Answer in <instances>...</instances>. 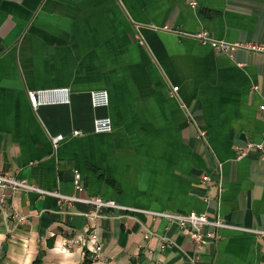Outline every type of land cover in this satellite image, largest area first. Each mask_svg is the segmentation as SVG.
<instances>
[{
    "label": "crops",
    "instance_id": "crops-1",
    "mask_svg": "<svg viewBox=\"0 0 264 264\" xmlns=\"http://www.w3.org/2000/svg\"><path fill=\"white\" fill-rule=\"evenodd\" d=\"M203 30L264 44V0H0V172L238 228L198 248L163 217L94 216L85 202L19 192L0 206V264H33L42 252L41 264H264V236L248 231L264 229V160L255 149L238 157L264 142V54L219 52L190 36ZM94 92H107V105L93 104ZM96 118L112 130L94 132ZM89 230L103 242L98 262L89 245L64 249Z\"/></svg>",
    "mask_w": 264,
    "mask_h": 264
},
{
    "label": "built area",
    "instance_id": "built-area-1",
    "mask_svg": "<svg viewBox=\"0 0 264 264\" xmlns=\"http://www.w3.org/2000/svg\"><path fill=\"white\" fill-rule=\"evenodd\" d=\"M189 5L193 8H197L199 6V0H188ZM192 38H195L203 43H210L213 48H215L219 52L231 53L236 51L237 49H244L247 51H255L264 54V44H260L257 42H237L236 44L228 43L224 40H216L210 36L209 31L203 30L199 32H195L190 35ZM44 94V91H31L29 94L31 105L35 108L41 104V97ZM93 104L96 106L99 105H107L108 102V94L107 92H94L93 93ZM260 110L264 113V104L261 105ZM113 128L112 120L96 118L94 123V132L97 133H109ZM74 135H81L80 132H73ZM65 139V136L60 134L53 137L52 142L54 147H58V145ZM257 150L260 157L264 160V142L262 143H250L246 146L242 147L240 153L238 155L239 159L246 156L250 151ZM74 185L76 190L82 189V177L78 171L74 172ZM203 182L209 183L210 177L208 175L203 176ZM19 192H30L36 193L39 196H52L57 197L59 203L67 207H72L74 202H85L94 207V211L92 215H98V213L102 209H116L121 211H130V212H144L147 214H151L156 217H163L169 221H172L178 225L183 234L187 235L191 241L198 248L202 246V243L205 239L210 238L214 239L219 235V231L222 229H238L237 227L226 223L221 218L210 219L205 213H195L191 212L188 214H178L174 212H149L145 210H139L134 207L124 206L119 204L114 199H105L103 197L97 196L88 199H79L75 195H65L57 190L50 191L46 190L42 187H38L37 185L31 183L29 180L18 179L12 173H4L0 172V206L6 207L7 203L10 201L11 197ZM14 217L18 219V222L25 220L24 217H21L19 214L14 213ZM254 234H258L264 236V229H256V230H248ZM145 238L148 239L150 237L156 236L154 232L146 229ZM172 241L167 237L163 238V248L171 247ZM89 245L92 248L91 253V261L98 262L103 258L104 248L103 242L100 235L95 230H89L84 232H77L74 236H71L66 240L65 247L66 251H69L71 248H83Z\"/></svg>",
    "mask_w": 264,
    "mask_h": 264
},
{
    "label": "trees",
    "instance_id": "trees-1",
    "mask_svg": "<svg viewBox=\"0 0 264 264\" xmlns=\"http://www.w3.org/2000/svg\"><path fill=\"white\" fill-rule=\"evenodd\" d=\"M42 255H43V252L40 254V256L35 260V262L33 264H41L42 263Z\"/></svg>",
    "mask_w": 264,
    "mask_h": 264
}]
</instances>
